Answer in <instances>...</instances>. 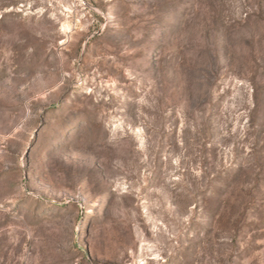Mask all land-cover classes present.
<instances>
[{"label": "rangeland", "instance_id": "1", "mask_svg": "<svg viewBox=\"0 0 264 264\" xmlns=\"http://www.w3.org/2000/svg\"><path fill=\"white\" fill-rule=\"evenodd\" d=\"M0 264H264V0H0Z\"/></svg>", "mask_w": 264, "mask_h": 264}]
</instances>
